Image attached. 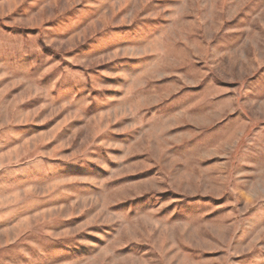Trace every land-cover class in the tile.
Returning <instances> with one entry per match:
<instances>
[{
	"label": "rangeland",
	"instance_id": "rangeland-1",
	"mask_svg": "<svg viewBox=\"0 0 264 264\" xmlns=\"http://www.w3.org/2000/svg\"><path fill=\"white\" fill-rule=\"evenodd\" d=\"M0 264H264V0H0Z\"/></svg>",
	"mask_w": 264,
	"mask_h": 264
}]
</instances>
